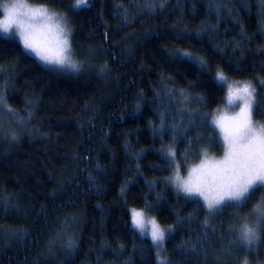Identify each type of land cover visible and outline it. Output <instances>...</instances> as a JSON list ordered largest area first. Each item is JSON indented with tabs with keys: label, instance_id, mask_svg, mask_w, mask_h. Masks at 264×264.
Listing matches in <instances>:
<instances>
[{
	"label": "trees",
	"instance_id": "obj_1",
	"mask_svg": "<svg viewBox=\"0 0 264 264\" xmlns=\"http://www.w3.org/2000/svg\"><path fill=\"white\" fill-rule=\"evenodd\" d=\"M26 1L67 17L79 62L46 65L0 35V264H161L132 208L173 229L166 264H264V231L247 250L236 229L264 188L209 214L170 182L166 154L187 169L223 152L205 120L226 100L218 72L255 86L264 123V3Z\"/></svg>",
	"mask_w": 264,
	"mask_h": 264
},
{
	"label": "snow or ice",
	"instance_id": "obj_2",
	"mask_svg": "<svg viewBox=\"0 0 264 264\" xmlns=\"http://www.w3.org/2000/svg\"><path fill=\"white\" fill-rule=\"evenodd\" d=\"M261 2L264 3V0ZM81 6L87 7V0H76V7ZM0 31L18 36L25 52L34 54L46 64L78 70L67 55L69 41L65 27L56 14L49 13L46 8L31 7L23 2L5 4ZM184 56L191 59L190 53H184ZM199 63L203 64L202 61ZM215 82L218 86L226 85V103L229 107L206 114L205 120L223 150V157H210L205 149L203 159L198 165L187 169V178H184L180 174L175 151L166 153L175 172L170 182L178 192L201 203L209 214L226 205L241 207L251 200L254 192L264 188V125L253 121L256 88L250 81L229 82L223 72L217 73ZM260 83L264 84V80ZM229 108L239 110L230 112ZM184 159L187 163V156ZM262 205L264 201L254 209L255 226L245 222L239 229L238 238L244 247H252L259 241V232L264 231ZM130 214L134 228L142 236H149L156 247H161L166 230L157 220L154 217L146 218L143 211L136 209H132ZM172 231V228L167 229L168 233ZM161 264L166 262L161 261Z\"/></svg>",
	"mask_w": 264,
	"mask_h": 264
},
{
	"label": "rangeland",
	"instance_id": "obj_3",
	"mask_svg": "<svg viewBox=\"0 0 264 264\" xmlns=\"http://www.w3.org/2000/svg\"><path fill=\"white\" fill-rule=\"evenodd\" d=\"M14 2H23V3H27L29 6H31V7H44V8H46L47 10H48V12L49 13H55L56 14V16L61 20V22H62V26L63 27H65V31H66V34H68V41H69V49H68V52H67V55L68 56H70V58H71V60L77 65L78 64V62H79V60H78V56H77V53H75L74 52V50H73V47H72V40H71V38H72V30H71V26H70V24H69V20L67 19V17L61 12V11H58L57 9H55V8H53V7H50V6H48V5H35V4H31V3H29L28 1H26V0H5V1H3L2 2V4H1V10H2V12H3V5H5V4H11V3H14ZM76 5V4H75ZM13 33H15V28H13ZM0 35H2V36H7V37H12V38H14V39H16V40H18L19 42H20V40H19V38H18V36H16L15 34H12V35H9V34H5V33H3L2 31H0ZM21 43V42H20ZM33 56H34V54H32ZM37 58V57H36ZM38 59V58H37ZM39 60V59H38ZM42 62V61H41ZM42 63H44V62H42ZM44 64H46V63H44ZM46 65H50V66H55V67H59V68H64V69H66V67H61V66H59V65H56V64H46ZM228 81L229 82H232L231 80H229L228 79ZM1 96V95H0ZM254 106V105H253ZM229 106L227 105V103H226V100L224 101V103L221 105V107L219 108V110H224L225 108H228ZM239 109L238 108H235V109H232V108H229V111L231 112V111H238ZM4 111L6 112L7 111V106H6V104H5V101H4V99H3V102L2 103H0V119H1V117H2V115H3V113H4ZM11 118H7L6 120H4L1 124H3L2 126H4V128H6V130H10V126L6 123V121H9ZM253 121L254 122H256V123H258V124H262V125H264V123L262 122V121H259V120H257L255 117H254V113H253ZM12 122L14 123V122H18V120L16 119V117L12 120ZM0 124V125H1ZM18 125H20V126H22L21 124H19V122H18ZM6 126V127H5ZM3 128V127H2ZM210 157H214L215 159H220V158H222L223 157V152L221 153V154H219V155H217V154H213V153H210V155H209ZM203 158H201V160H202ZM200 160V161H201ZM200 163V162H199ZM199 163H197V164H194V165H191V166H189L187 169H190L191 167H193V166H195V165H198ZM187 169L185 168V169H182V167H181V165H180V174H181V176L182 177H184V178H187ZM174 175H175V172H174V169H173V175H172V177H171V179H170V181H172L173 179H174ZM173 184V183H172ZM174 185V184H173ZM262 201H264V198L262 199ZM262 203V202H261ZM260 203V204H261ZM260 204H258V205H260ZM262 206H264V205H262ZM257 207V206H256ZM132 209H134V208H132ZM132 209H130V212H131V210ZM137 211H140L139 209H136ZM145 217L146 218H152V217H149L147 214L145 215ZM255 218H256V214L254 213V210L249 214V215H247V217L245 216V217H243L242 218V221H245V222H247L248 224H249V226H255ZM241 220V219H240ZM132 225H133V223H132ZM239 225V224H238ZM242 227V225L241 226H236V229H240ZM235 229V230H236ZM167 234H168V232H167ZM167 234L165 235V238H166V236H167ZM145 236H147V235H145ZM149 237V236H148ZM165 240V239H164ZM262 240V237H261V231L259 232V241H257V242H255L254 243V245L252 246V247H246V249L247 250H252L251 248H253V247H256V246H258L259 245V243H260V241ZM163 245H164V241H163V244H162V246L161 247H157V257H158V260L161 262V261H163V257H162V254H163ZM234 246V245H233Z\"/></svg>",
	"mask_w": 264,
	"mask_h": 264
}]
</instances>
